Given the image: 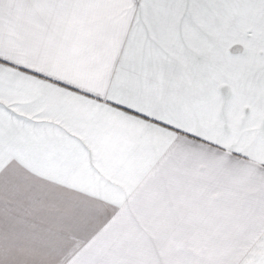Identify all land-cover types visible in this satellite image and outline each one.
<instances>
[{
  "label": "snow or ice",
  "instance_id": "snow-or-ice-1",
  "mask_svg": "<svg viewBox=\"0 0 264 264\" xmlns=\"http://www.w3.org/2000/svg\"><path fill=\"white\" fill-rule=\"evenodd\" d=\"M0 264H264V0H0Z\"/></svg>",
  "mask_w": 264,
  "mask_h": 264
}]
</instances>
